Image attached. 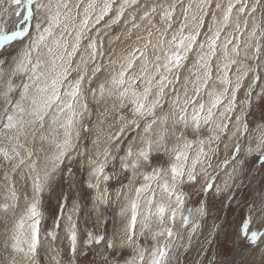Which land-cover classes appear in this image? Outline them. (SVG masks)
Instances as JSON below:
<instances>
[{
	"label": "snow or ice",
	"instance_id": "6c2138e0",
	"mask_svg": "<svg viewBox=\"0 0 264 264\" xmlns=\"http://www.w3.org/2000/svg\"><path fill=\"white\" fill-rule=\"evenodd\" d=\"M261 245L264 0H0V264Z\"/></svg>",
	"mask_w": 264,
	"mask_h": 264
},
{
	"label": "rangeland",
	"instance_id": "374dc122",
	"mask_svg": "<svg viewBox=\"0 0 264 264\" xmlns=\"http://www.w3.org/2000/svg\"><path fill=\"white\" fill-rule=\"evenodd\" d=\"M259 15V13H258ZM117 51H120V45H117ZM245 191H247V189H245ZM245 191H242L241 193H239L240 196H243L245 194ZM54 199H53V203H54ZM234 206V204H233ZM219 205H217V208L219 209ZM217 214V212L214 210L213 211V216H215ZM219 215L223 218V217H227V219L232 222V228L235 229L237 223H239L240 221V212L237 209L235 212L229 213L227 207L225 206L222 210L219 211ZM209 223H211V219L209 220ZM258 225V222H256V224L253 225V227H256ZM262 250H264V245H261V247L259 249L256 250L255 254L252 256V259L256 262V264H260L261 261V252Z\"/></svg>",
	"mask_w": 264,
	"mask_h": 264
}]
</instances>
